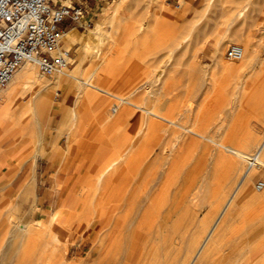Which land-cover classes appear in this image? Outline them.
<instances>
[{"label":"rangeland","instance_id":"1","mask_svg":"<svg viewBox=\"0 0 264 264\" xmlns=\"http://www.w3.org/2000/svg\"><path fill=\"white\" fill-rule=\"evenodd\" d=\"M224 1L90 0V5L84 2L91 7L86 6L90 26L68 21L60 25L65 32L75 31L69 48L62 41L72 59L66 72L74 77L43 75L33 63L49 83L45 91L49 102L37 116L4 112L0 116V264H136L140 255L149 254L146 248L154 256L152 264H169L178 256V264H186L198 240L202 241L208 226L218 218L221 202L229 197L235 182L230 177L243 171L244 162L228 169V159H211L215 146L210 141L205 147L195 145L175 156L169 150L178 132L175 128L128 103L84 87L80 81L92 74L93 84L137 103L145 98L146 88H156L161 100H149L148 105H155L158 113L179 122L188 104L190 123L200 125L214 140L223 139V134H217L220 124L237 128L234 132L240 135L234 138L233 133L227 142L249 155L264 136L259 122L264 112V0H251L250 13L257 19L243 24L241 32L226 28ZM232 44L245 49L252 69L244 70L243 61L226 58ZM9 82L0 90V108L5 106ZM29 98V92L21 94L23 104ZM80 117L87 122L81 131L77 130ZM78 132L87 142L84 155L94 156L95 161L83 177V187H63L61 180L67 173L62 170V159L76 143ZM93 134L95 141L90 139ZM125 150L130 158L120 160L108 177H98L102 160L118 159ZM13 167L17 168L14 172ZM30 168L37 169L38 180L29 186L26 182L23 188L22 180ZM227 170L230 180H223L229 176ZM261 174L264 168L252 177L248 198L215 241V258L238 244L239 227L244 231L248 223L243 218L247 211L252 212L250 216L255 214L252 225L261 221L264 205L254 201L264 197V190L254 189L257 180H264ZM184 191L187 199L201 197L196 209L180 201ZM69 195L79 196L81 201L68 204ZM60 211L61 218L51 226L52 216ZM18 226L32 232L34 241H28L20 231L17 234L14 229ZM189 241L191 250H186Z\"/></svg>","mask_w":264,"mask_h":264},{"label":"bare ground","instance_id":"2","mask_svg":"<svg viewBox=\"0 0 264 264\" xmlns=\"http://www.w3.org/2000/svg\"><path fill=\"white\" fill-rule=\"evenodd\" d=\"M224 2H226L227 7H226V12L228 13L227 15V19H226V28H232L235 31H242L241 27L243 24L248 25L249 23H254L256 21V16L255 14H251L250 10L251 7L250 5H252L253 3L251 2V0H225ZM116 3V2H115ZM118 3V2H117ZM216 3V2H215ZM169 14H167L168 16ZM112 16V15H111ZM99 26V25H97ZM170 33V32H169ZM168 33V34H169ZM75 34L74 30H70L67 31L63 34L60 35V40L63 41L66 45V47H70L71 45V40L73 39ZM173 36V35H172ZM180 38V37H179ZM221 39V38H220ZM218 39V40H220ZM176 40V39H175ZM175 42V41H173ZM232 45H237V44H232ZM239 46V45H238ZM219 47V46H218ZM242 48L243 50V56L241 57V61L242 64L241 68L242 69H252L253 68V62L248 60L245 57V49L242 46H239ZM220 52V50H217V54ZM219 56V54H218ZM218 58V57H217ZM239 61V60H238ZM32 63V65H31ZM34 62L32 61H24L16 70V72L13 74L12 78L10 79L9 82V87L6 91L5 96V106H1L0 108V116H2V112L4 113H11L14 114V116H25V115H30V116H37L38 114H40L41 110L44 109L45 105L49 102V95L45 92L48 87H49V83H47L46 80L42 79L40 74L38 72L35 71V68L33 67ZM237 65V64H236ZM108 66V65H107ZM110 66V65H109ZM105 67V66H104ZM103 67V68H104ZM238 69V68H237ZM105 70V69H104ZM67 71V70H66ZM64 71L62 74H66L67 77H74L72 75H70L68 72ZM93 72V71H92ZM111 74V73H110ZM57 77V76H56ZM93 80V76L92 74H88L86 76V78L84 80H81L80 83H82L84 85V87H91L93 88L92 90H95L96 92L98 91L99 93H103L104 95L106 94L107 96H112L115 98V100H118L120 102H125L128 103L130 105H132L133 107L137 108V109H141L143 111H145V113H147L148 115L158 118L161 121L166 122L167 127L169 128H175L177 132V134L174 136L173 140L170 143L169 146V150L170 152H173L176 155L180 156L183 155V153L187 150H191L195 145L200 146V147H205L206 141H210L214 144V148H212L211 152H210V156L211 159H215L217 161H225L228 159V161H230L231 163V159L233 160L231 165L229 163L228 165V169H231V167L229 168V166H234V168L236 169L237 166L239 165L238 162H244V169L243 171H241V173H238L237 175H232V177H230V175L228 174L229 170H227L226 175L228 174V177H224L223 180H228L229 177L233 179L234 185L231 189V191L229 192V197L224 200L223 202H221V206L219 208V216H217L218 218L215 219V222L213 223L212 226H208V229L202 239V241L199 243L198 240V244L196 247H194V251L192 252V254L190 255L189 260L186 262V264H199L201 262H204L207 257H208V252L210 251L211 247L215 244V241L218 239V237L221 235L222 231L225 229V227L230 223L229 221L232 219L233 215L235 212H237L236 210L239 208L240 204L243 203V201H245L248 198V193H249V184L250 181L252 179V177L259 171L262 170L264 168V136L262 137V139L260 141H258V144L255 146V148L253 149V151L249 154L246 155L243 151H245V149L240 148V147H236L234 145L229 144L227 141L230 140V137L233 136L232 134L238 131H235V129L231 128V127H227L225 125H221L218 127L219 132H217V134H223V139L222 140H214L212 139L210 136L205 135L201 130H200V125L199 127H197V125L195 123H190L188 118L191 116H188V113L190 112V106L186 105L183 109L185 110V108H187L184 112L182 111V109H180V111H182V117L180 116L181 120L178 122L174 117H172L170 115V118L172 117V119L174 118L175 120L170 119L169 117L158 113L155 110V105L158 102H160L161 100V93L159 92L158 89L156 88H150L147 90V88L144 90L145 91V98L142 100L141 103H137L134 101H131L128 99V97H120L117 95H114L111 93V91L107 90V88L99 86V85H95L93 84L91 81ZM59 82V81H57ZM112 83V81H111ZM110 85V84H109ZM165 86V85H164ZM259 86V85H258ZM256 88V87H255ZM166 90V89H165ZM29 92L30 93V98L27 101V104H23L22 103V99H21V94L23 92ZM168 91V90H167ZM166 91V92H167ZM80 92V91H79ZM78 92V94H79ZM89 92V91H88ZM246 93V92H245ZM83 94V92L81 93ZM87 94V93H84ZM168 94V93H167ZM89 95L90 92H89ZM257 95V94H256ZM95 96V95H94ZM260 95V98L261 99ZM80 97V96H79ZM87 97V96H86ZM89 97V96H88ZM184 97V96H183ZM95 99V98H94ZM264 99V97L262 98ZM85 100V99H84ZM156 102L153 105L154 106H149L148 104H150V101ZM165 100V99H164ZM167 100V99H166ZM186 100V99H185ZM244 100V99H243ZM143 101H145V103H143ZM182 101V100H181ZM180 101V102H181ZM183 102V101H182ZM184 103V102H183ZM240 103V102H239ZM243 103V101H242ZM264 103V102H263ZM263 105V104H262ZM255 107V106H254ZM165 109V107H164ZM169 109V108H167ZM167 112V111H166ZM170 112V111H168ZM179 112V111H178ZM163 113H165V111H163ZM166 114V113H165ZM4 115V114H3ZM197 115V114H196ZM199 116V115H198ZM149 117V116H148ZM200 117V116H199ZM198 120V118H196ZM150 120V119H149ZM146 121V120H145ZM242 121V120H241ZM196 122V121H195ZM260 125L264 126V112L263 115L261 117V119L259 120ZM37 123V122H36ZM35 123V124H36ZM152 123V122H150ZM155 124L157 122H154ZM160 123V122H159ZM235 123H237L235 121ZM38 125V124H37ZM36 125V126H37ZM236 125V124H235ZM238 125V123H237ZM39 127V126H38ZM156 127V126H155ZM236 127V126H233ZM152 128L153 127H150ZM161 128H163L161 126ZM37 129V128H36ZM39 129V128H38ZM202 129V128H201ZM150 130V129H148ZM166 130V129H164ZM204 130V129H203ZM168 131V130H167ZM245 131V130H244ZM206 133V132H205ZM239 133V132H238ZM174 135V133H173ZM173 135L171 134V137H173ZM238 134L234 135L235 136ZM240 135V134H239ZM238 135V136H239ZM247 135V134H246ZM169 136V135H168ZM237 136V137H238ZM155 137V136H152ZM170 137V138H171ZM149 138V137H148ZM156 138V137H155ZM154 138V139H155ZM229 138V139H228ZM232 138V137H231ZM239 138V137H238ZM237 138V139H238ZM242 138V136H241ZM261 138V137H260ZM228 139V140H227ZM249 139V138H248ZM170 141V140H169ZM233 141V140H232ZM236 141V140H235ZM240 141V140H239ZM242 141V140H241ZM248 141V140H247ZM146 142H148V140L146 139ZM145 142V143H146ZM246 142V141H245ZM151 143H154V140ZM242 143V142H241ZM247 143V142H246ZM151 145V144H150ZM236 145V144H235ZM238 145V144H237ZM166 146V145H165ZM210 146V145H209ZM129 147V146H128ZM254 147V146H253ZM162 148H164L162 146ZM196 148V147H195ZM126 149V148H125ZM197 150V149H196ZM129 151V149H128ZM128 151L125 150L124 154H122L121 156L119 154H116L118 156H120L118 159H112V158H108L107 159H103L102 161L103 164L101 166V170L100 173L98 175V177H108L110 175V170H112L113 168H115V166L118 164V162H120V160L122 161L124 158H130L128 157ZM162 151V150H161ZM167 151V150H166ZM188 152V151H187ZM185 152V153H187ZM162 153V152H160ZM171 154V153H170ZM185 155V154H184ZM204 155V154H203ZM208 155V154H207ZM229 155V156H228ZM112 156V154H111ZM114 156V155H113ZM187 156V155H186ZM115 157V156H114ZM161 157V156H160ZM207 157V156H206ZM183 157H181L182 159ZM217 158V159H216ZM184 159V158H183ZM187 160V159H186ZM193 160V159H192ZM159 162V161H158ZM190 162V161H189ZM227 162V161H226ZM182 163V162H181ZM202 163V162H201ZM219 163V162H218ZM216 163L217 165H220ZM158 164V163H157ZM197 164V163H196ZM204 164V163H202ZM200 164V167L201 165ZM224 166H227V163H223ZM223 164L221 166H223ZM226 164V165H225ZM151 165V164H150ZM152 166V165H151ZM172 166V165H171ZM197 166V165H196ZM220 166V168H221ZM169 167V166H168ZM199 167V165H198ZM157 168V167H156ZM160 168V166H159ZM186 168V167H185ZM184 168V170H185ZM218 168V169H220ZM227 168V167H226ZM119 169V168H118ZM154 169V167H153ZM152 169V170H153ZM162 169V168H161ZM223 169V168H222ZM96 170V169H95ZM173 170V169H172ZM203 170V169H202ZM162 171V170H161ZM219 170H217L218 172ZM164 172V171H163ZM178 172V171H177ZM180 172V171H179ZM222 173V171H220ZM234 172V171H232ZM176 173V171H175ZM151 175L153 173H150ZM149 174V175H150ZM170 174V173H169ZM217 174V173H215ZM225 174V173H224ZM233 174V173H232ZM150 175V176H151ZM155 175V174H153ZM152 175V176H153ZM164 176V175H163ZM156 177V175L154 176ZM149 178V176H148ZM151 178V177H150ZM149 178V179H150ZM164 178V177H163ZM172 178V177H171ZM147 178H145L146 181ZM161 179V178H160ZM169 179V178H168ZM148 180V179H147ZM214 180V179H213ZM222 180V181H223ZM230 180V179H229ZM150 181V180H149ZM151 181L153 182V180L151 179ZM220 182V185L222 184ZM167 182V180H166ZM212 182V181H211ZM228 182V181H226ZM225 182V183H226ZM218 183V181H217ZM224 183V185H225ZM24 184V183H23ZM146 184V183H145ZM25 185V184H24ZM23 185V188H24ZM160 185V184H159ZM107 186V185H106ZM166 188V187H165ZM202 190V189H201ZM204 190V189H203ZM264 190V189H263ZM113 191V190H112ZM115 191V190H114ZM156 191V190H155ZM164 191V190H163ZM251 191V190H250ZM111 192V190L109 191ZM159 192V191H158ZM187 192V191H186ZM185 191L181 193V202H185L188 203V206H191V208H195L197 205H199L200 199H197V196L194 197H189L187 199L188 196V192L186 193ZM197 192V191H196ZM161 193V192H160ZM164 193V192H163ZM162 193V196L165 194ZM200 192H198L199 194ZM201 193H203V198H204V192L202 191ZM206 193V192H205ZM252 193V192H250ZM156 194V193H155ZM107 195V194H106ZM160 195V194H158ZM191 195V194H190ZM197 195V194H196ZM103 196V195H102ZM257 196V195H256ZM105 197V196H104ZM161 197V195H160ZM199 197V195H198ZM208 197V196H207ZM207 197H205L206 199H208ZM108 198V197H106ZM162 198V197H161ZM215 198V197H214ZM212 200V199H211ZM255 200V199H254ZM156 201H158L156 199ZM204 201V200H203ZM208 201V200H206ZM103 202V201H101ZM106 202V201H105ZM160 202V201H158ZM158 204V203H157ZM262 204V203H261ZM160 206V205H159ZM150 207V205H149ZM147 207V209H145V217H148V213L150 212V208ZM155 208V206H154ZM185 208V207H184ZM196 209V208H195ZM193 211V210H192ZM197 212V211H196ZM240 213V212H239ZM61 211L55 215L52 216V225L53 226L56 223V220L58 218H61ZM145 218V219H146ZM244 218V217H243ZM64 225V224H62ZM147 225V224H146ZM228 227V226H227ZM241 229V227H239ZM253 229V227H251ZM58 229V228H56ZM239 229V230H240ZM52 230V229H51ZM59 230V229H58ZM14 231L18 234L20 231L21 236H26L28 241H34L35 237L34 234H32V232L28 231L27 228L23 227V226H18V228H15ZM56 231V230H55ZM149 231V230H148ZM250 233V232H249ZM60 234V232H59ZM223 234V233H222ZM246 234V233H245ZM220 238V237H219ZM244 238V237H243ZM55 239L57 240V237H55ZM59 239V238H58ZM164 239V238H163ZM172 239V238H171ZM164 242V241H163ZM190 242V243H189ZM187 243V248L186 250H189L191 247V242L189 241ZM28 243V242H27ZM166 243V242H165ZM113 244V242H112ZM110 244V246L112 245ZM156 244V243H155ZM169 244V243H168ZM163 245V244H162ZM189 246V247H188ZM13 247V244H12ZM112 247V246H111ZM158 247V246H157ZM182 248V247H181ZM12 250V248H10ZM54 249V247L52 248ZM59 250L60 253V248L56 249V252ZM114 250V249H113ZM112 250V251H113ZM191 250V249H190ZM145 251H148L149 254H145V257L143 255H140L137 260L135 261L136 264H152L153 262H155L154 256H152V254L150 253L149 249H145ZM213 251V250H212ZM54 253V257H56L55 251H53ZM186 252V251H185ZM184 252V253H185ZM189 252V251H188ZM58 253V252H57ZM178 253V252H177ZM52 254V255H53ZM180 254V253H179ZM51 254H49V257ZM60 255V254H59ZM181 255V254H180ZM186 255H184V258ZM62 257V255H61ZM60 257V258H61ZM179 257V256H178ZM176 257V259L174 261H170L169 264H178V262H180L179 260L181 258ZM213 257V256H212ZM53 258V257H52ZM222 258V257H221ZM49 259V258H48ZM58 259V258H56ZM62 259V258H61ZM212 259V258H211ZM214 259V257H213ZM52 260V259H51ZM54 260V258H53ZM55 261V260H54ZM58 261V260H57ZM185 261V260H184ZM60 262V261H59ZM56 263V262H55ZM185 263V262H184ZM183 263V264H184ZM60 264V263H57Z\"/></svg>","mask_w":264,"mask_h":264},{"label":"built area","instance_id":"3","mask_svg":"<svg viewBox=\"0 0 264 264\" xmlns=\"http://www.w3.org/2000/svg\"><path fill=\"white\" fill-rule=\"evenodd\" d=\"M65 1L0 0V90L27 60L49 77L69 69L72 59L70 50L60 40L65 32L60 25L68 21L86 27L90 21L84 20V2L71 5ZM242 56L238 45H230L226 50L230 61H238ZM254 189L262 191L264 180H257Z\"/></svg>","mask_w":264,"mask_h":264},{"label":"crops","instance_id":"4","mask_svg":"<svg viewBox=\"0 0 264 264\" xmlns=\"http://www.w3.org/2000/svg\"><path fill=\"white\" fill-rule=\"evenodd\" d=\"M65 2L71 5L76 2H85L87 5H90L89 4L90 0H66ZM87 8H91V7L87 6ZM87 8H86V14L84 16L85 21H86V16L90 11V9L88 11ZM70 30H74V28ZM83 120L84 119H82V117L78 119L77 130L79 131H81L82 127L87 123L86 121ZM92 136L93 137L90 139L95 141L97 139L95 138V134H93ZM74 139H76V143L74 144L73 148H70L67 157H64L62 159V163H61L62 170L66 171L67 174H65V176L61 180L62 184L60 185L63 187L67 186L71 188H76V187L79 188V187H83L85 182L83 177L87 176L86 172L88 168H90V166L94 164L95 157L91 155L89 157L84 155L83 151L85 150V146L87 142L82 132L81 133L78 132L75 135ZM93 143L95 144V142ZM94 144L93 145L91 144V146H94ZM21 148H25V147H21ZM21 148L18 149V151H20ZM56 155L58 154L56 153ZM13 168H14L13 169L14 172L17 168L16 167ZM261 176H264V174H261ZM37 180H38L37 169L33 170L32 168H30L28 170V174L26 175V177L22 180L21 186H23L26 182L28 183L29 186L33 181L36 183ZM66 200L68 204L74 202L79 203L81 201V198L79 196L69 195L68 197H66ZM254 201L256 202L259 201L260 204L262 203L261 205H264V197L257 198ZM254 201L248 205L255 203ZM250 213L252 212L249 211L248 213L247 211V213H245L244 219L247 220L248 223L245 225L244 231L239 230L238 232V239H237L238 244L236 246L231 245L230 248L227 249L226 251L228 252V254H223L220 257L218 256L216 258L214 256V251L215 248H217V246L216 244H214L211 247L210 251L208 252L207 259L199 264H264V206H261L262 217L260 218L261 221L258 224L256 225L255 223L253 225L251 224L250 220L253 218L252 216L255 214H251L252 216H250ZM251 227H253V229ZM222 233L219 237H221L224 234ZM242 235H244L245 237L243 242L244 244L242 243V239H241ZM212 256L214 257V259Z\"/></svg>","mask_w":264,"mask_h":264}]
</instances>
